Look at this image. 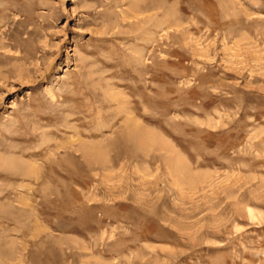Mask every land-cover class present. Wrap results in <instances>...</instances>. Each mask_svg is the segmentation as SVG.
Returning a JSON list of instances; mask_svg holds the SVG:
<instances>
[{"label": "rangeland", "instance_id": "374dc122", "mask_svg": "<svg viewBox=\"0 0 264 264\" xmlns=\"http://www.w3.org/2000/svg\"><path fill=\"white\" fill-rule=\"evenodd\" d=\"M0 264H264V0H0Z\"/></svg>", "mask_w": 264, "mask_h": 264}, {"label": "bare ground", "instance_id": "6f19581e", "mask_svg": "<svg viewBox=\"0 0 264 264\" xmlns=\"http://www.w3.org/2000/svg\"><path fill=\"white\" fill-rule=\"evenodd\" d=\"M134 123V122H133ZM133 123L131 122V121H129L128 123H127V126H126V128H127V132L126 133H128V134H126L125 136L127 137V139H125L126 141H127V143L129 142L130 144H133V143H135V141H136V139H135V134H136V129H134V125H133ZM123 133V132H122ZM122 136V135H121ZM124 137V136H123ZM126 137H124V138H126ZM135 140V141H134ZM120 142V141H119ZM118 142V143H119ZM123 142V141H122ZM125 143V141L123 142V144ZM126 144V143H125ZM84 146H85V144H83ZM82 145V146H83ZM81 147V146H80ZM86 147V146H85ZM87 147H88V145H87ZM96 147V146H95ZM98 147V146H97ZM118 147V146H117ZM120 147V146H119ZM92 148H93V146H92ZM103 148V147H102ZM122 149L124 148V147H121ZM134 148V147H133ZM136 148V147H135ZM95 149V148H94ZM100 149V148H99ZM72 150V149H71ZM91 147H89V148H83L82 149V151H83V153L86 155L87 153H90L91 152ZM126 150V149H125ZM97 151V150H96ZM56 152V151H55ZM81 152V151H80ZM119 152V151H118ZM130 152V151H129ZM128 152V153H129ZM97 153V152H96ZM126 153H127V151H126ZM135 153V152H134ZM91 154V153H90ZM89 155V154H88ZM93 156V155H92ZM88 160V159H87ZM56 192V191H55ZM55 194H57V193H55ZM249 215H250V217L251 218H253L252 216V213L249 211Z\"/></svg>", "mask_w": 264, "mask_h": 264}]
</instances>
